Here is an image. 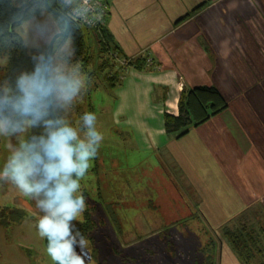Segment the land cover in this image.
Returning <instances> with one entry per match:
<instances>
[{
	"label": "crops",
	"instance_id": "obj_1",
	"mask_svg": "<svg viewBox=\"0 0 264 264\" xmlns=\"http://www.w3.org/2000/svg\"><path fill=\"white\" fill-rule=\"evenodd\" d=\"M104 28L120 56L154 66L129 67L107 108L124 151L178 163L195 214H203L196 211L203 193L214 188L206 180L217 178L220 196L228 192L226 204L237 206L232 216L253 204L264 212V0H108ZM199 86L215 87L227 109L178 139L167 137L163 114L177 116L180 92Z\"/></svg>",
	"mask_w": 264,
	"mask_h": 264
},
{
	"label": "rangeland",
	"instance_id": "obj_2",
	"mask_svg": "<svg viewBox=\"0 0 264 264\" xmlns=\"http://www.w3.org/2000/svg\"><path fill=\"white\" fill-rule=\"evenodd\" d=\"M21 1L24 0H13V3L18 4ZM57 32V25L48 11H42L39 16L24 22L17 29L25 46L40 50L42 55L51 37ZM89 38L91 45L93 37L90 35ZM60 52L71 56L70 40H67ZM111 54L109 58L113 64ZM50 64L54 70L52 85L57 104L61 103L59 89L65 86L66 80L79 81V91L83 88L85 79L81 73L65 71V65L56 59ZM60 71H63L61 75ZM98 89L91 95V105L97 113L100 109L104 113L96 114V122L92 125L93 130L102 133L103 140L96 154L99 160L93 159L90 166H95L97 173L96 170L87 173L80 182L84 181L88 185L92 182V191H95L98 180L101 200L110 203L105 212L108 213L106 216L110 227L107 229L108 226L104 223L98 231L97 238L101 242L98 246L100 259L107 264H122L118 257L111 254L113 246L123 251L124 255H129L137 264H199L204 260L217 261V264H241L228 243L222 239L219 254L212 252L213 245H219L220 226L228 224L233 227L231 223L241 216H232L238 210L235 203H228L229 206L226 204L225 201L230 200L228 192L222 191L221 194L226 197L220 196L219 179L206 180V184L214 188L203 193L204 207L196 210L203 214H195L192 207L188 209L187 204L194 200L188 190L186 176L178 163L174 164L167 157L161 159L163 163L154 157L144 161V158L136 156V152H125L122 136L115 138L111 134L112 129L108 128L106 112L113 103V93L112 98H108L102 92L100 84ZM0 90L3 96L7 93L5 85H1ZM78 138L86 143L88 141L81 136ZM25 139L28 140V130L25 133L0 135V170L3 169L10 151L17 150ZM183 176L185 180L182 179ZM212 176L215 177L213 174ZM253 205L250 211L260 213V208ZM4 207L22 208L28 218L19 225L14 223L7 229H0V264H28L21 248L29 251V261H34L40 254L42 264H53L44 251V238L39 236L35 227V221L41 215L35 200L24 196L10 178L0 176V209ZM243 212L246 213L247 210Z\"/></svg>",
	"mask_w": 264,
	"mask_h": 264
},
{
	"label": "trees",
	"instance_id": "obj_3",
	"mask_svg": "<svg viewBox=\"0 0 264 264\" xmlns=\"http://www.w3.org/2000/svg\"><path fill=\"white\" fill-rule=\"evenodd\" d=\"M47 2L53 10L66 15L65 10L56 0H47ZM203 6L204 4H201L192 10L190 14L195 13ZM42 11H47L44 6V0H24L18 4H14L13 0H0V86L5 85L7 89V93L4 96L0 90V112H3V115H0V120L8 116L16 120L23 119V126L27 127L28 130L29 141L32 140L33 136H40L45 132L44 125L46 121L53 124L48 115L46 100L43 101L41 108L42 119L35 127H29L27 118H21L12 112L7 102L14 100L20 95L17 81L22 75L39 71L42 77V52L37 49L27 48L17 33V29L24 22L39 16ZM190 14L180 18L177 22L186 19ZM51 16L58 30L63 31L65 27L63 19L52 14ZM90 35L93 37L91 45ZM67 40H70L71 45V56L69 57L60 52ZM114 52L120 55L111 36L104 27L99 30L90 29L81 27L72 20L70 21L68 35L58 39L54 44L51 63L56 59L65 65V71L73 74L81 73L84 76L85 84L76 93L70 104L61 100L62 98H59L61 103L57 104L53 87V91L50 94L53 112L61 127L65 124L73 127L77 135L83 137V139H89V137L87 136L88 126L85 125L81 117L86 111L97 114L95 107L91 105L92 93L99 90L98 86L100 84L102 92L109 98L123 74L110 61L109 55ZM146 60L147 58L143 57L130 59L129 66L137 70L153 69L154 66H148ZM53 71L50 66L48 80L51 83L54 77ZM62 72L60 71L59 74L61 75ZM59 93L61 95V92ZM226 109L227 103L215 87L199 86L183 89L178 99V115L163 114L165 134L167 137L178 139L190 129L206 123L214 116L223 113ZM91 127L93 128V125ZM73 146L75 148V142H73ZM94 159L98 161L99 157L96 155ZM93 171L97 173L95 166H92L87 173H92ZM91 185L92 182L89 185L84 181L81 183V191L85 197L87 207L82 217L73 221V247L77 254L82 257L84 264H107L106 261L101 260L99 257L98 246H100L101 242L97 237L100 225L103 227V224L106 223L107 229L110 227V222L106 216L108 213H105L110 203H105L101 200L98 180L95 183V191H92ZM248 210L238 217L239 220L237 218V221L234 220L236 221L235 223L234 221L231 223L233 227L228 226V224L220 226L221 237H219V245H213L212 252L218 255L221 241L224 240L241 264H264V212L261 208L260 213L256 214L251 212L249 208ZM27 218V213L22 208H1L0 229H7L14 223L19 225ZM101 232L102 229H100V235L102 234ZM102 248H104L103 244ZM44 251L47 254L46 249ZM21 252L28 264H42L41 258H39L40 254L31 262L29 261L31 257L28 253L29 251L21 248ZM110 252L118 257L122 264H137L133 258L129 255H124L123 251L117 250L113 246ZM209 257L210 255L207 258ZM199 264H217V261L209 262L204 260Z\"/></svg>",
	"mask_w": 264,
	"mask_h": 264
},
{
	"label": "clouds",
	"instance_id": "obj_4",
	"mask_svg": "<svg viewBox=\"0 0 264 264\" xmlns=\"http://www.w3.org/2000/svg\"><path fill=\"white\" fill-rule=\"evenodd\" d=\"M80 86L79 81L66 80L60 88L61 98L70 104ZM17 88L20 95L7 103L17 116L27 118L29 127H35L42 119L43 101L52 93L53 85L37 71L22 75ZM81 119L88 126L87 143L78 139L73 127H55L46 121L45 132L31 141L25 139L17 150L10 151L0 170V176L10 178L24 196L35 200L41 213L35 227L39 236L47 239V255L55 264H84L73 247V221L86 210L80 180L87 174L103 135L91 127L96 122L93 112L86 111ZM23 123V119L5 117L0 120V135L25 133Z\"/></svg>",
	"mask_w": 264,
	"mask_h": 264
},
{
	"label": "built area",
	"instance_id": "obj_5",
	"mask_svg": "<svg viewBox=\"0 0 264 264\" xmlns=\"http://www.w3.org/2000/svg\"><path fill=\"white\" fill-rule=\"evenodd\" d=\"M65 10L69 19L90 29L104 27L108 14V0H56ZM116 69L124 73L129 66V58L122 57L115 52L111 54ZM148 66H153L150 59L146 60Z\"/></svg>",
	"mask_w": 264,
	"mask_h": 264
},
{
	"label": "water",
	"instance_id": "obj_6",
	"mask_svg": "<svg viewBox=\"0 0 264 264\" xmlns=\"http://www.w3.org/2000/svg\"><path fill=\"white\" fill-rule=\"evenodd\" d=\"M44 6H45V9L49 13H51L52 15L59 16L60 18H62L63 21H64V25H65L63 31H59V32H57L56 34H54L51 37V39H50L45 51L43 52V56H42V67H43L42 78L48 80V73H49V67H50V62H51V57H52V53H53L54 44H55V42L58 39H62V38L66 37L68 35V33L70 31V21H71V19H69V17L67 15H63L62 13L53 10L49 6L47 0H44ZM76 24H78V23H76ZM78 25L83 27L80 24H78ZM45 100H46V106H47L48 115L50 117L51 122L55 125V127H61L59 125L55 115H54L53 108H52L51 101H50V95H48L45 98ZM73 159H74V153H73ZM74 178H75V174H73V179ZM44 247H45V249H47V239L46 238H44ZM53 264H55L54 261H53Z\"/></svg>",
	"mask_w": 264,
	"mask_h": 264
}]
</instances>
